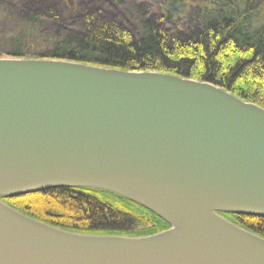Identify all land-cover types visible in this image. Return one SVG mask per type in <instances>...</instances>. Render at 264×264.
<instances>
[{"label": "water", "instance_id": "95a60500", "mask_svg": "<svg viewBox=\"0 0 264 264\" xmlns=\"http://www.w3.org/2000/svg\"><path fill=\"white\" fill-rule=\"evenodd\" d=\"M55 187L129 199L170 227L70 231L2 197ZM264 107L207 81L0 57V264H264Z\"/></svg>", "mask_w": 264, "mask_h": 264}, {"label": "trees", "instance_id": "16d2710c", "mask_svg": "<svg viewBox=\"0 0 264 264\" xmlns=\"http://www.w3.org/2000/svg\"><path fill=\"white\" fill-rule=\"evenodd\" d=\"M10 1L20 14L0 29V57L161 71L213 83L264 107V0H159L155 9L107 0L103 11L83 8L82 0H58L57 8L41 11L34 0ZM44 14L69 24L81 19L54 25ZM2 200L70 231L147 236L170 227L142 205L94 188L55 187ZM221 213L264 236V217Z\"/></svg>", "mask_w": 264, "mask_h": 264}, {"label": "rangeland", "instance_id": "374dc122", "mask_svg": "<svg viewBox=\"0 0 264 264\" xmlns=\"http://www.w3.org/2000/svg\"><path fill=\"white\" fill-rule=\"evenodd\" d=\"M107 0H82L83 8L86 9H96L103 11L105 8V2ZM125 4L127 6H132L136 9V6H143L144 8L148 9H155L158 5L159 0H124ZM34 5L37 7L40 11L44 10V7L51 5L57 8L58 0H34ZM17 14H20V6L10 0H1L0 1V29L2 30H8L10 27H12L11 24H14L15 21L14 18L17 16ZM51 16H48L44 14L42 16L43 20H47L46 22H51L54 25L55 24H63L68 25L69 22L61 21L59 19H52ZM59 18V17H58ZM65 19V17H64ZM80 16L77 15L74 19H72L70 25H73L79 21ZM49 20V21H48Z\"/></svg>", "mask_w": 264, "mask_h": 264}, {"label": "flooded vegetation", "instance_id": "af4514ba", "mask_svg": "<svg viewBox=\"0 0 264 264\" xmlns=\"http://www.w3.org/2000/svg\"><path fill=\"white\" fill-rule=\"evenodd\" d=\"M221 215L226 216V215H224V214H222V213H221ZM227 215H228V214H227Z\"/></svg>", "mask_w": 264, "mask_h": 264}]
</instances>
